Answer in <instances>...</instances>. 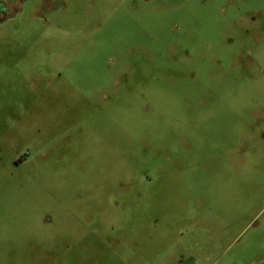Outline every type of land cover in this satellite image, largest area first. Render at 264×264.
Returning a JSON list of instances; mask_svg holds the SVG:
<instances>
[{
  "label": "rangeland",
  "instance_id": "obj_1",
  "mask_svg": "<svg viewBox=\"0 0 264 264\" xmlns=\"http://www.w3.org/2000/svg\"><path fill=\"white\" fill-rule=\"evenodd\" d=\"M2 1L0 264H264V0Z\"/></svg>",
  "mask_w": 264,
  "mask_h": 264
},
{
  "label": "crops",
  "instance_id": "obj_2",
  "mask_svg": "<svg viewBox=\"0 0 264 264\" xmlns=\"http://www.w3.org/2000/svg\"><path fill=\"white\" fill-rule=\"evenodd\" d=\"M230 3H231V5H234V4H237V3H248V2H255L256 0H228ZM251 10H253L252 8H251Z\"/></svg>",
  "mask_w": 264,
  "mask_h": 264
},
{
  "label": "flooded vegetation",
  "instance_id": "obj_3",
  "mask_svg": "<svg viewBox=\"0 0 264 264\" xmlns=\"http://www.w3.org/2000/svg\"><path fill=\"white\" fill-rule=\"evenodd\" d=\"M6 13V8L2 0H0V18L4 17V14Z\"/></svg>",
  "mask_w": 264,
  "mask_h": 264
}]
</instances>
